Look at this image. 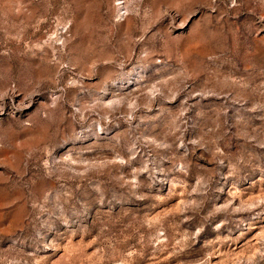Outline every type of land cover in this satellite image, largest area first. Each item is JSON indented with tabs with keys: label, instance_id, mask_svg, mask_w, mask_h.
<instances>
[{
	"label": "rangeland",
	"instance_id": "rangeland-1",
	"mask_svg": "<svg viewBox=\"0 0 264 264\" xmlns=\"http://www.w3.org/2000/svg\"><path fill=\"white\" fill-rule=\"evenodd\" d=\"M0 264H264V0H0Z\"/></svg>",
	"mask_w": 264,
	"mask_h": 264
}]
</instances>
